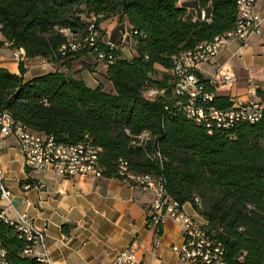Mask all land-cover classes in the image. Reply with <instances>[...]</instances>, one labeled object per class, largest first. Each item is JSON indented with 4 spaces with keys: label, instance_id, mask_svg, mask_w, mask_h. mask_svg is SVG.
Returning a JSON list of instances; mask_svg holds the SVG:
<instances>
[{
    "label": "trees",
    "instance_id": "trees-1",
    "mask_svg": "<svg viewBox=\"0 0 264 264\" xmlns=\"http://www.w3.org/2000/svg\"><path fill=\"white\" fill-rule=\"evenodd\" d=\"M178 1L0 0V45L20 48L24 57L55 62L81 56L84 51L62 54L60 49L78 34L86 36L85 19L92 15L96 28L113 15L126 20L137 40L134 56L116 51L106 65L111 91L58 70L24 80L22 60L18 73L0 67V114L7 111L15 121L64 142L88 135L101 147L103 177L117 178L120 161L132 174L162 177L177 202H189L207 220L224 244L227 264H264V113L258 121L209 134L201 122L178 110L180 97L173 93L168 73L173 57L234 27L237 3L194 0L189 8ZM199 4L211 19L199 18ZM100 48L109 51L105 45ZM158 67L167 72L153 78ZM196 74L205 90L214 92L209 78ZM150 87L164 93L146 99L143 93ZM257 94L264 100V92ZM212 101L218 107L233 102L216 94ZM144 133L141 144H135ZM15 228L0 219V239L10 263L41 264L23 253L25 241ZM62 230L67 233L68 226Z\"/></svg>",
    "mask_w": 264,
    "mask_h": 264
},
{
    "label": "crops",
    "instance_id": "crops-1",
    "mask_svg": "<svg viewBox=\"0 0 264 264\" xmlns=\"http://www.w3.org/2000/svg\"><path fill=\"white\" fill-rule=\"evenodd\" d=\"M182 2L189 8L195 3L180 0L178 4ZM256 2V10L264 15V0ZM125 21L111 29L112 40L120 39ZM260 29L245 45L233 41L201 66L199 73L205 78L213 75L217 82L221 74L234 78L231 82L216 83V95L234 102L257 99L264 103L257 94L264 92V19ZM12 50L0 52V67L18 73L20 60L9 58ZM119 53L122 57H132L135 51L130 53L123 47ZM72 58L73 55L50 62L41 57L23 56L21 60L26 67L23 78L28 80L54 70L68 73L67 64L79 60ZM102 68L105 77L106 65L102 64ZM68 74L81 77L89 86L99 83L93 69L78 66ZM18 150L12 137L1 141L0 165L6 186L12 192L11 205L4 207L7 201H2L1 206L11 217L8 219L17 221L14 218L18 214L26 213L36 227L44 229L50 264H106L131 245L137 264H183L171 250L172 245L182 240L175 221L168 219L160 227L155 244L157 235L148 226L146 215L152 201L150 192L128 187L115 177H62L50 169H32L25 166ZM25 184L30 186L24 188ZM183 209L200 216L189 202L183 204ZM63 225L68 226L67 233L62 230Z\"/></svg>",
    "mask_w": 264,
    "mask_h": 264
},
{
    "label": "built area",
    "instance_id": "built-area-1",
    "mask_svg": "<svg viewBox=\"0 0 264 264\" xmlns=\"http://www.w3.org/2000/svg\"><path fill=\"white\" fill-rule=\"evenodd\" d=\"M241 2L244 5V13L242 17L236 18V27L219 33L210 40L196 44L192 50L186 51V58L184 59L176 60V57H173V66L168 70L173 83L172 91L180 97L177 100L178 110L194 121L201 122L208 129L209 134L215 128H228L243 121L250 123L258 121L264 113V103L257 99H250L246 102L233 101L231 105L218 107L212 101L215 91L207 92L196 74V72L201 71L203 64L210 62L229 43L237 41L245 45L250 36L260 32L264 15L256 10V0H241ZM195 12L200 19H211V13L207 11L206 6L199 4ZM63 31L68 30L63 29ZM87 32L88 46L60 49L62 54L87 48L107 65L116 58L113 52L127 47V50L132 53L137 45L135 34L126 31L125 26H123L120 39L117 41L111 39L110 32L108 35L99 37L93 22L88 24ZM100 45L107 46L109 51L102 50ZM23 54L20 48L12 50V56L17 60H21ZM221 76L218 78V82L234 80L227 74H221ZM208 78L209 85L212 87L218 83L213 75ZM163 93V88L150 87L144 91L143 95L146 99L153 101ZM7 137H12L15 140L26 167L50 169L62 177H103L101 166L93 164V159H91V150H98L99 152L101 147L95 144L88 135H84V138L76 143L60 141L54 135L41 131H31L26 128V124L15 123L10 114L4 111V116L0 119V144ZM133 142L138 144V136ZM117 173V179L128 187L152 194V201H150L146 215L148 226L153 227L157 235L155 244L158 243L160 227L168 219H172L180 227L182 240L179 244L172 245L171 250L183 264H227L225 262L224 244L210 228L207 220L203 216L196 217V213H187L183 209V204L176 202L167 191L162 177L157 176V183H147L142 178H137V181H127L126 171L122 169V164L119 163ZM29 186L25 184L24 188ZM11 197L12 192L6 186L0 165V218H11L1 206L2 201H7L4 207L10 206ZM14 219L17 220L15 229L25 241L23 253L33 256L41 264H50L44 229L36 227L26 213H20ZM134 256L135 249L131 245L120 250L118 255L106 264H137ZM0 264H11L1 239Z\"/></svg>",
    "mask_w": 264,
    "mask_h": 264
},
{
    "label": "rangeland",
    "instance_id": "rangeland-1",
    "mask_svg": "<svg viewBox=\"0 0 264 264\" xmlns=\"http://www.w3.org/2000/svg\"><path fill=\"white\" fill-rule=\"evenodd\" d=\"M96 19H97V17H95L94 15H92L90 18H86L85 19V21L87 23L86 26H88V24L91 22L94 23ZM116 23H119V19L117 16H114V15L111 17H108V19L106 18V19L102 20L98 24V28H97L99 37L108 35V33L111 31V29H113V27H114V25H116ZM87 34H88V32H87ZM82 38H83V36L82 35L80 36V34H78V36L73 37V41L74 42H81L79 40ZM1 39H2V36L0 35V40ZM125 46H127V44H125ZM12 49L8 44L5 45L3 43L0 45V52L7 51L9 53V52H11ZM80 51H84L81 54V56L72 58V59L78 58L79 60L77 62H71V63L67 64L68 73H72L73 69L77 68L78 66L82 67V68H87L89 70L93 69V70L97 71V74H98L97 80L99 81V83H101L103 85V88L107 91L108 90L111 91L109 81L103 76L102 64H104V61L99 59L95 54H93L87 48H84V50H80ZM11 57H13V56L9 55V58H11ZM127 57H129V56H127ZM157 71L158 72L155 75H153V78H160L164 72L165 73L167 72L165 69L160 68V67H158ZM143 135L145 137L146 134L144 133ZM138 140H139V138H138Z\"/></svg>",
    "mask_w": 264,
    "mask_h": 264
},
{
    "label": "bare ground",
    "instance_id": "bare-ground-1",
    "mask_svg": "<svg viewBox=\"0 0 264 264\" xmlns=\"http://www.w3.org/2000/svg\"><path fill=\"white\" fill-rule=\"evenodd\" d=\"M236 3H237V7H238V16L237 17H242L243 13H244V5L242 4L241 0H236ZM205 19L208 20V18H205ZM205 19H201V20H205ZM234 27H236V23H235ZM126 31H130V28L129 29L126 28ZM79 41H81V42L70 41L67 45L62 46L61 49H68V48H72V47H76V46H79V47L88 46V35L84 36ZM184 58H186V54L179 56V58H176V60L184 59ZM3 116H4V112H2L0 114V119H2ZM12 120H14V119L12 118ZM15 123L23 124V123H20L18 121H15ZM26 128L30 129L27 125H26ZM30 130L34 131L32 129H30ZM138 138H139L138 144H141V141L144 138V135L142 134V135L138 136ZM98 156H99L98 150H91V159H93V164H95V165H99ZM119 164H122V169L124 171H126V179H127V181H137V178H142L144 181H147V183H157V176L153 177V176H151L149 174H140V175L132 174V173L127 171L126 163H124L123 161H120ZM195 200H196L197 203L199 202L198 199H195ZM0 219L5 220V221L9 222L10 224H15L16 225V221H12V220H10L8 218H0Z\"/></svg>",
    "mask_w": 264,
    "mask_h": 264
}]
</instances>
